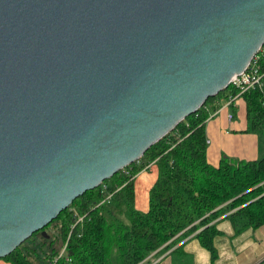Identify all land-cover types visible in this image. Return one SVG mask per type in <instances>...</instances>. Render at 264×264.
<instances>
[{
	"label": "water",
	"instance_id": "obj_1",
	"mask_svg": "<svg viewBox=\"0 0 264 264\" xmlns=\"http://www.w3.org/2000/svg\"><path fill=\"white\" fill-rule=\"evenodd\" d=\"M263 44L264 0H0V258Z\"/></svg>",
	"mask_w": 264,
	"mask_h": 264
},
{
	"label": "trees",
	"instance_id": "obj_2",
	"mask_svg": "<svg viewBox=\"0 0 264 264\" xmlns=\"http://www.w3.org/2000/svg\"><path fill=\"white\" fill-rule=\"evenodd\" d=\"M256 55L264 69V44ZM236 92V86L229 83L209 96L138 160L62 209L51 221L59 222L62 250L51 251L49 264H145L143 259L150 252L165 250L191 233L214 261L218 217L227 216L235 232L263 224L264 155L240 160L223 155L218 164L207 159L206 120L221 104V97ZM263 92L264 84L238 96L245 101L253 130H264ZM152 161L156 178L148 190V207L141 210L135 205L134 182ZM22 245L0 259L10 264H35ZM179 245L176 251H181Z\"/></svg>",
	"mask_w": 264,
	"mask_h": 264
},
{
	"label": "crops",
	"instance_id": "obj_3",
	"mask_svg": "<svg viewBox=\"0 0 264 264\" xmlns=\"http://www.w3.org/2000/svg\"><path fill=\"white\" fill-rule=\"evenodd\" d=\"M224 102L225 98L221 97V104L216 113L206 120L208 161L218 164L223 155L237 160L263 156L264 130L250 128L245 101L238 97L233 107L226 106ZM229 113H232L231 118ZM156 173L153 163L135 178L136 206L138 192L144 193L140 202L141 208L144 206V209L141 210L148 207V190L156 178ZM215 221L219 233L214 236L217 250L214 261H211L208 249L191 233L165 250L154 252L148 257L147 264H264V223L235 232L227 216L222 215ZM179 243L181 251H176L175 246ZM155 258L157 259L153 261ZM0 264L10 263L0 259Z\"/></svg>",
	"mask_w": 264,
	"mask_h": 264
},
{
	"label": "rangeland",
	"instance_id": "obj_4",
	"mask_svg": "<svg viewBox=\"0 0 264 264\" xmlns=\"http://www.w3.org/2000/svg\"><path fill=\"white\" fill-rule=\"evenodd\" d=\"M142 196H144V193L138 192L137 197L139 199L137 206L140 209H144V206L143 208H141L140 206ZM117 212L123 220L127 221V218L123 213L119 211ZM44 230L47 234V237H43L44 235L40 231L32 238L26 240L25 242H22L23 245L21 247L23 248L26 257L35 264H49L51 251L53 249L55 251L62 250V237L59 233V222L57 220L51 222Z\"/></svg>",
	"mask_w": 264,
	"mask_h": 264
},
{
	"label": "built area",
	"instance_id": "obj_5",
	"mask_svg": "<svg viewBox=\"0 0 264 264\" xmlns=\"http://www.w3.org/2000/svg\"><path fill=\"white\" fill-rule=\"evenodd\" d=\"M263 77H264V69L261 66V63L259 60V55H254L252 57L251 61L249 62L248 66L245 68V70H243L241 73L236 74L232 77L230 83H232V85L236 86L237 92L234 94H229L227 96V98L225 99V102H224L225 105L230 106L231 104H234V101L238 98V96L242 92H244L248 89H252V88H256V87L263 88V84H264ZM263 100H264V92H263ZM263 105H264V101H263ZM215 113H216V110L214 112H212L209 117L213 116ZM228 116L231 118L232 113H229ZM152 164H153V161L146 164V166L144 168L147 169ZM109 196H110V194L108 195V197ZM154 252H156V251L150 252L143 259L145 264L149 263L148 257L150 255H152ZM156 259L157 258H155L153 261H155Z\"/></svg>",
	"mask_w": 264,
	"mask_h": 264
}]
</instances>
